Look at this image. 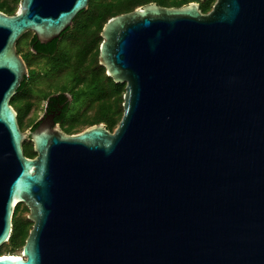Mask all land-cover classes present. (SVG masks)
<instances>
[{
  "label": "water",
  "instance_id": "95a60500",
  "mask_svg": "<svg viewBox=\"0 0 264 264\" xmlns=\"http://www.w3.org/2000/svg\"><path fill=\"white\" fill-rule=\"evenodd\" d=\"M88 5L0 10V246L18 204L32 222L22 254L0 264H264V0L109 17L98 63L125 84L116 127L23 132L17 41L59 38Z\"/></svg>",
  "mask_w": 264,
  "mask_h": 264
},
{
  "label": "rangeland",
  "instance_id": "374dc122",
  "mask_svg": "<svg viewBox=\"0 0 264 264\" xmlns=\"http://www.w3.org/2000/svg\"><path fill=\"white\" fill-rule=\"evenodd\" d=\"M3 1H6L9 7L14 5L13 11L16 12L19 1ZM90 1L100 2L108 0H89V3ZM75 20L76 18L69 30L60 37L57 51L51 58L30 53L29 41L32 32L23 34L17 41V52L24 59L29 72L25 85V88L28 89V94L25 97H21L20 101L12 104L15 110L17 109L16 107H20L23 132L30 130L31 122L42 112L44 104L42 99L60 92L66 94L70 100L69 110L65 116L64 123L66 127L70 124H75L72 128L73 132H79L89 126V122H86L87 120H98L111 111V94L113 83L115 82L113 80L112 83L107 81V77L99 67L100 63L97 64L94 60L93 54L98 50V43L91 47L90 53L87 55L82 53V50H79L80 48L77 44L75 45V36L79 34L78 27L74 26ZM81 42V37H79V43ZM64 51L65 53L61 55ZM60 55L59 59L58 56ZM55 57H58V59H54ZM79 64L82 65L78 72L75 73L70 70L73 65ZM104 84L106 86L105 92ZM27 101L30 102L31 106L26 111ZM91 101L92 103H90ZM102 123L106 124L104 121ZM115 127L116 125L113 129ZM19 205L14 217L19 219L27 218L28 208L23 203ZM21 249L22 246H19L13 253L21 255Z\"/></svg>",
  "mask_w": 264,
  "mask_h": 264
},
{
  "label": "trees",
  "instance_id": "16d2710c",
  "mask_svg": "<svg viewBox=\"0 0 264 264\" xmlns=\"http://www.w3.org/2000/svg\"><path fill=\"white\" fill-rule=\"evenodd\" d=\"M17 1L19 0H15V2ZM190 1L199 2V6L202 12H207L209 11L211 4L215 0H202V1L201 0H108V1H100V2L90 1L88 8L80 11L76 15L74 26L78 27L79 34L75 36V45L77 44L80 48L79 50H82V53H85V55L89 54L90 49L93 45H96L98 43V46H99V43L101 41L100 31L103 27V24L106 22V20L109 17L113 15L131 11L135 7H138L140 5H143L149 2H157L159 5H162V6H180L183 4L185 5L186 3ZM14 7H15L14 5L12 7H9L6 1L0 0V10L1 11L7 14H13L15 13L13 11ZM69 28L64 30L61 33L60 37L64 35L69 30ZM79 37H81V40H82L81 43H79ZM30 40L32 43H35L34 48L36 49V50L30 49V53L36 52L40 56H46L50 58L55 55L57 48H58V43H59L57 39L53 40L48 45H45L37 41L35 36L32 34ZM64 53L65 51L62 52L61 55ZM61 55L58 56L59 59ZM93 56H94L95 62L98 64V50L96 51V53L93 54ZM58 57H55L54 59H58ZM81 65L82 64L73 65L70 70L76 73L78 72ZM99 67L105 74L104 68L101 65ZM28 77H29V72L25 76L24 80L21 82L12 100H10L11 105L15 104V102L17 101H20L21 97H25V95L28 94V89L25 88ZM106 77H107L106 78L107 81L112 83V79L108 76ZM124 86L125 84L123 83H113V91L111 94V100H112L111 111H109V113L105 114L103 117H100L98 120H95V121L87 120L86 122H89V125L102 123L104 121L106 123L105 126L109 130L111 131L113 130V127L118 124L119 120L121 119L122 112L124 111L122 109V101H123L122 95L124 92ZM105 89H106V86L104 84V92L106 91ZM50 101L56 102L58 105L57 108L59 107V109L63 111V114H65V112L66 113L68 112L69 101L67 99L66 94H64L63 92L58 93L56 96L50 97ZM90 103H92V101ZM30 106H31L30 102L27 101L26 111L29 109ZM16 108H17L16 112H17L18 124L20 126V129L22 130V127H23L22 114L20 111V107H16ZM74 125L75 124L68 125L67 127H65V131L68 133H75L72 131V128ZM23 150H24V154L28 157H33L36 154L33 151L32 142L29 139L23 142ZM19 206L20 205L18 204L15 207L14 214L18 210ZM14 214L12 217V230H11L10 237L4 244L0 246V256H3V254L4 255H7V254L16 255L13 253V251L17 247L23 246L25 239L28 235V232L32 226V222L28 218L19 219V218L14 217Z\"/></svg>",
  "mask_w": 264,
  "mask_h": 264
},
{
  "label": "flooded vegetation",
  "instance_id": "af4514ba",
  "mask_svg": "<svg viewBox=\"0 0 264 264\" xmlns=\"http://www.w3.org/2000/svg\"><path fill=\"white\" fill-rule=\"evenodd\" d=\"M157 3V2H156ZM158 4V3H157ZM213 4V3H212ZM211 4V5H212ZM211 8V7H210ZM210 10V9H209ZM59 42V38H56ZM55 40V39H53ZM53 40L47 42V43H41V44H45V45H48L50 42H52ZM29 46H30V49L33 50L35 49L34 46H35V43H32L31 40L29 41ZM36 50V49H35ZM34 54H38L36 52H33ZM39 55V54H38ZM58 93L56 94H53V95H49V96H46L44 99H42V101L44 102L43 106H42V112L40 113V115L38 117H36L30 124V130H33L34 128H36L40 123H41V120H43V123H45L46 125H50L52 124L51 121L53 122L52 126L54 124H57L63 131H65V123H64V120H65V116L67 115V113L65 112V114H63V111H61L59 109V107L57 108V103L56 102H51L50 101V97L52 96H56ZM67 96V95H66ZM67 99L69 101V104H70V100L67 96ZM69 106V105H68ZM69 110V108H68ZM105 125V124H104ZM66 132V131H65ZM68 133V132H67Z\"/></svg>",
  "mask_w": 264,
  "mask_h": 264
}]
</instances>
